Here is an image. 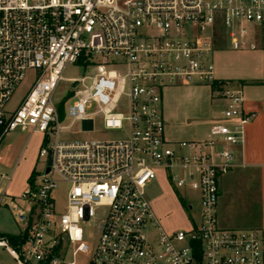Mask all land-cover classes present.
I'll use <instances>...</instances> for the list:
<instances>
[{
  "label": "built area",
  "instance_id": "2783aa9c",
  "mask_svg": "<svg viewBox=\"0 0 264 264\" xmlns=\"http://www.w3.org/2000/svg\"><path fill=\"white\" fill-rule=\"evenodd\" d=\"M258 29L264 0H0V138L41 135L26 190L0 192L21 227L18 249L1 235L0 246L18 264H264L262 232L223 228L217 215L220 181L237 167L253 119L242 92L223 91L222 118L204 140L168 143L163 111L168 88L217 84L220 43L254 50ZM78 63L90 75L66 79L76 85L66 126L54 96ZM96 117L118 137L63 135L77 122L94 132ZM159 180L185 203L189 228L162 226L147 194ZM90 223L92 247L82 228Z\"/></svg>",
  "mask_w": 264,
  "mask_h": 264
},
{
  "label": "crops",
  "instance_id": "0c3cea01",
  "mask_svg": "<svg viewBox=\"0 0 264 264\" xmlns=\"http://www.w3.org/2000/svg\"><path fill=\"white\" fill-rule=\"evenodd\" d=\"M256 37L258 36L254 38ZM254 38L250 40L251 43ZM226 46L224 44L222 47ZM222 51L218 49L214 55L217 87L179 86L165 90L163 111L166 140L171 145H176L208 138L211 127L222 118L226 106L222 99L223 91L234 89L242 92L244 112L252 115L253 119L245 127L243 146L236 149L237 167L220 181L217 215L223 228L258 229L262 232L264 241V43L261 50L263 52L256 58L258 61L234 70L219 66L218 58ZM190 101L193 102L191 106L188 105ZM214 103L218 105L213 107ZM35 136L32 135L31 138ZM39 150L40 144L37 153L29 158L20 176L7 180L5 184H2L1 176L0 192L6 190L10 197H17L26 190L36 169ZM237 204L253 216L250 223H236L233 220L230 213L234 212ZM153 208L160 217L155 204ZM1 234L19 236L20 232H0Z\"/></svg>",
  "mask_w": 264,
  "mask_h": 264
},
{
  "label": "rangeland",
  "instance_id": "374dc122",
  "mask_svg": "<svg viewBox=\"0 0 264 264\" xmlns=\"http://www.w3.org/2000/svg\"><path fill=\"white\" fill-rule=\"evenodd\" d=\"M256 39L254 38L253 43L256 46L255 50H251L249 47L244 50L234 51L229 44L224 48L219 54V66L224 69L238 68L239 66L245 64H251L255 61H258L256 58H259L258 54L263 52L261 51L264 43V31L258 29L256 31ZM95 41L90 40L89 43L93 44ZM222 44V45H221ZM225 43H220L223 46ZM224 48V49H223ZM217 63V62H216ZM88 71H91L89 69ZM35 73H28L25 83L20 87L19 91L16 94V97H20L27 89V86L31 83ZM90 73H85L82 63L75 65H69L63 74L64 81L60 82L58 90L55 93L54 100L60 102L63 100L64 106L62 105L59 108L60 122L62 125L68 126L70 124V119L67 116L66 108L69 105V101L65 99L68 94V91L74 90L75 86L73 83L67 81L66 79H77L82 78ZM87 86L91 84V81H88ZM82 89V87H81ZM214 102V101H213ZM193 102H188V105L191 106ZM216 103V102H215ZM216 105L218 104H215ZM65 137L68 136L70 139H112L118 137V134L115 131H105L100 117L94 118V132L84 133L82 131V124L77 122L69 130L65 131L63 134ZM41 143V135L37 134L34 138H31L29 131L17 130L11 132L4 137L0 138V178L2 184H5L7 180H13L16 177L20 176L22 170L24 169L25 164L29 158L33 157L38 151V145ZM40 168V162L38 163L36 169ZM66 186L62 187V190H65ZM147 194L151 202L155 204L156 211L160 214V220L162 226L168 232L171 230L177 231L179 229L189 228L190 221L188 218L189 211L182 206V200L178 195L167 185L163 180L154 181L149 185L147 189ZM192 199L195 197L194 193H191ZM196 204V203H194ZM155 211V210H154ZM196 212V211H195ZM104 214V209H99L96 212V222L101 220ZM157 215V214H156ZM233 217V220L236 223L247 224L250 223L253 219V216L247 210H243L238 204L234 209L233 213H230ZM85 234L86 243L92 247L93 241L96 236L95 226L90 224H84L82 226ZM0 232H21V227L16 223L14 216L12 214V209L7 207L0 208ZM0 264H18L15 256L12 252L4 246H0Z\"/></svg>",
  "mask_w": 264,
  "mask_h": 264
},
{
  "label": "trees",
  "instance_id": "16d2710c",
  "mask_svg": "<svg viewBox=\"0 0 264 264\" xmlns=\"http://www.w3.org/2000/svg\"><path fill=\"white\" fill-rule=\"evenodd\" d=\"M217 86H218V84H216V83L213 85V87H217ZM34 173H35V171H33L29 181L32 179ZM182 205L185 207V203L182 202ZM1 236L8 241V243L11 247L18 249V246L21 243L20 236H16V235H12V234H1Z\"/></svg>",
  "mask_w": 264,
  "mask_h": 264
},
{
  "label": "water",
  "instance_id": "95a60500",
  "mask_svg": "<svg viewBox=\"0 0 264 264\" xmlns=\"http://www.w3.org/2000/svg\"><path fill=\"white\" fill-rule=\"evenodd\" d=\"M49 164H50V162H49ZM47 172H49V169L47 170Z\"/></svg>",
  "mask_w": 264,
  "mask_h": 264
}]
</instances>
